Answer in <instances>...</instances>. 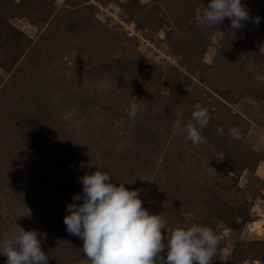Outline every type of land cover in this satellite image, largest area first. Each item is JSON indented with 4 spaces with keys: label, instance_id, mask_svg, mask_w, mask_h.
I'll return each instance as SVG.
<instances>
[{
    "label": "rangeland",
    "instance_id": "1",
    "mask_svg": "<svg viewBox=\"0 0 264 264\" xmlns=\"http://www.w3.org/2000/svg\"><path fill=\"white\" fill-rule=\"evenodd\" d=\"M210 2L0 0V240L19 224L48 264H91L64 217L99 166L170 229L210 227L212 264H264V0L235 31L198 26ZM196 104L193 145L174 125Z\"/></svg>",
    "mask_w": 264,
    "mask_h": 264
},
{
    "label": "clouds",
    "instance_id": "2",
    "mask_svg": "<svg viewBox=\"0 0 264 264\" xmlns=\"http://www.w3.org/2000/svg\"><path fill=\"white\" fill-rule=\"evenodd\" d=\"M226 17L231 19L234 31L253 19L242 0H211L197 16V24L217 27ZM253 22L258 26L259 17ZM260 52L264 54V47ZM126 111L134 125L140 105L133 100ZM210 120L208 109L196 104L186 125L178 119L174 128L198 145L204 142L202 131ZM217 131L222 135L224 130ZM229 132L240 139L237 128ZM112 177L99 166L94 173H86L81 178L83 203L69 204L64 217L67 231L83 240L82 250L91 264H157V260L164 264H212L220 238L210 227L192 223L170 229L164 216L143 206L138 190H130L126 183H117ZM80 199L79 194L73 197V201ZM42 239L46 234L38 236L37 231L17 224L0 240V254L6 255L7 264H48ZM165 252L166 259L161 255Z\"/></svg>",
    "mask_w": 264,
    "mask_h": 264
}]
</instances>
